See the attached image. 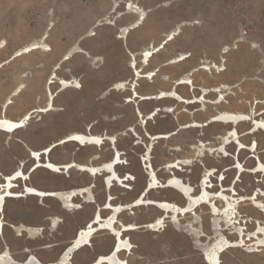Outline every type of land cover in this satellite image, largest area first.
I'll return each instance as SVG.
<instances>
[{
  "label": "rangeland",
  "instance_id": "374dc122",
  "mask_svg": "<svg viewBox=\"0 0 264 264\" xmlns=\"http://www.w3.org/2000/svg\"><path fill=\"white\" fill-rule=\"evenodd\" d=\"M146 51L153 52L147 61ZM137 70L140 77H136ZM53 75L57 79L50 86ZM183 78L192 84H178ZM61 79L77 81L79 87L60 91ZM120 83H127L126 91L115 89ZM175 85L178 96L197 102L138 99L139 95L169 93ZM132 90L138 96L133 97ZM51 96L53 110L35 113L29 126L14 135L0 132L1 174L13 173L22 161L28 162L24 166L28 172L34 164L28 149L49 146H55L50 156L54 164L75 161L97 166L109 162L114 148L109 142L102 147L58 145L72 133L91 132L115 140L125 162L116 168L117 173L134 178L130 190L112 188L114 205L130 204L145 188L150 177L143 159L151 148L149 163L162 184L176 176L198 194L200 179L208 170H215L210 192L221 191L223 186L232 192L235 189V198L258 193L264 207V174L251 171L259 162L264 165V0H0V113L4 104L12 102L7 117L17 120L31 110L46 108ZM157 109V115L147 120ZM222 114L249 120L238 126L209 123ZM195 123L200 127L185 128ZM180 126L184 128L177 131ZM233 129L237 135L230 133L234 138L225 144L224 138ZM163 135L170 137L150 138ZM177 160L186 165L170 169L168 164ZM239 162L242 174L234 168ZM105 175L94 178L75 169L66 174L36 172L29 184L46 191L66 192L94 183L95 203L76 199L82 209L66 219L55 199L9 201L4 210L6 221L34 231L18 236L6 226L0 253L7 250L20 264L30 254L43 263L57 262L70 244L62 242L64 238L96 205H103ZM217 176L225 178L222 184ZM147 199L177 205L175 200H184L171 188L151 190ZM218 205L223 207L221 202ZM238 209L244 220L264 225V212L251 202L240 203ZM109 212L102 210V216ZM162 215L156 207L144 206L125 212L120 219L124 224L145 226ZM198 215V225L191 216L182 220V226L168 218L160 233L145 227L128 232L135 249L133 255L127 257L123 252L120 257L129 264H206L203 255L215 234L202 227L210 222L209 210L201 208ZM53 218L59 226L50 231ZM60 218L62 222H58ZM193 224L205 231L201 246L188 227ZM248 227L252 232L254 224ZM93 240L91 248L73 259L75 264L107 256L115 243L106 231ZM54 244L57 247L51 248ZM246 249L226 252L224 264H264V248L256 254H247Z\"/></svg>",
  "mask_w": 264,
  "mask_h": 264
},
{
  "label": "bare ground",
  "instance_id": "6f19581e",
  "mask_svg": "<svg viewBox=\"0 0 264 264\" xmlns=\"http://www.w3.org/2000/svg\"><path fill=\"white\" fill-rule=\"evenodd\" d=\"M142 17L139 19V22L142 21ZM126 33V31H125ZM28 48H26L27 50ZM151 51H146L144 57L146 58V61L152 56ZM70 54L67 58H69ZM180 60V59H179ZM134 67V65H133ZM136 77H140L139 71H136ZM57 79V76L53 75L50 80V86L51 84L55 83L54 80ZM60 86L62 87L60 91H63L65 89L69 88H77L79 87V84L77 81L74 80H60L59 81ZM178 84L180 85H191V80L187 78L180 79L178 81ZM127 83H120L119 86L117 85L115 89L119 91H126L127 89ZM18 92V91H17ZM136 93V92H135ZM138 96L137 94L135 97ZM147 98V99H144ZM173 99L177 100L180 103H186V104H194L197 102V100H186L178 96V94L174 91H171L169 93H162L159 96H148L143 97V100H161V99ZM52 102L44 109H34L29 112H27L24 116H22L20 119L12 120L7 117V111L9 106L12 104V102H7L4 104L1 108L0 113V132L8 135H14L20 130L26 129L31 120L34 117L35 113L43 114L47 113L54 109L53 105V96H51ZM158 110V109H157ZM157 113L154 115L156 116ZM140 117H142V114L140 112ZM153 115L149 116L147 119H152L154 117ZM144 121V119L142 118ZM248 118H244L243 116L233 115V114H222L219 115L209 121L210 122H217L223 125L228 126H238L241 123H245L248 121ZM200 127L198 124H189L188 126H185V128H195ZM184 128V127H183ZM232 131H229V134L224 138V143L228 144L230 143V138H234L233 135H230ZM175 135V133H174ZM150 137V136H149ZM170 135H163V136H152L150 137L152 140H157L160 138H169ZM106 142L111 143L114 148H112L113 156L111 160L107 163H103L101 165H91V164H80L75 161L69 162V163H61V164H54L50 160V156L52 152L55 150V146H49V148H45L43 150L39 151H33L31 149H28L30 159L34 161V164L29 169L28 172H24V166L27 161H22L21 164H19V167L11 174H1L0 173V214H4V210L6 205L11 200H17V199H29V198H42V199H55L59 201L60 203L64 204L66 208H69L70 211L80 210L82 209V205H78L75 201L76 198H88V200H85L87 202H94V194L92 192L91 187H82L73 189L70 191H46L38 189L37 187L29 184V182L32 181L33 175L38 172L39 170H47L51 173L55 174H66L71 172L72 170H77L81 173L87 174L91 177L97 178L98 176L102 177V174H106L105 177L108 180V190L111 191L113 187L119 186L124 189L130 190L131 186L129 185L132 181H134V178L130 174H125L124 176H120L117 173L116 168L125 165V162L123 161L122 153L115 147V140L110 138L108 135H94L91 132H75L67 137H65L58 145H66V144H77L81 147H102L106 144ZM235 144H237L240 149L243 148L242 144L239 141H236ZM151 148H148V154L150 153ZM212 150V149H211ZM215 149H213L214 151ZM220 151V150H219ZM251 152H254V148L250 149ZM145 155L143 159L144 163V169L148 172L149 180L147 184L149 183V191L147 194L154 189L158 188H173L174 190H179V192H183L188 196V198L191 199L190 205L187 208H182L177 205H175L173 202L169 201H145L146 195L143 197L142 200L137 202L134 206L130 207L129 204H116L114 205L112 202L114 201V197L110 194V203L105 208L101 209L103 211H110L108 216L111 215V213H115L117 216H110L108 219L106 217H103L102 215L97 218V221L92 222L90 226L80 229L79 237L75 238V240L67 247L59 256V260L54 264H75L73 262V259L75 255L87 247H92L93 239L95 236L100 232H108L111 236L115 238V243L118 242V250L116 253L111 255L109 253L107 256H100L97 259H99L98 263H95V261L91 264H129L128 260L122 259L120 255L124 252L127 254V257L133 255L135 245L132 243V241L127 237L126 234L128 232H134L140 229V227H145L151 232H158L160 233L165 228L166 218H170L173 223L176 224V226H182V220H185L186 218L190 217L195 218V224L198 225L201 221L198 215V211L201 208H207L209 210L210 216L214 219L212 222L210 221L207 223V225H203L202 227L209 228L213 234H215L214 242L213 244L209 245L205 249V256L204 260L206 264H223L222 262V256L230 251V250H245L247 254H256L261 252V249L264 248V225L261 223L254 221L252 219L250 220H244V217L239 211V204L242 202L249 201L251 202V205L253 208L259 210L260 212H264V207L259 204V196L261 194L253 193L249 197H240L235 198V196L238 194L236 190L232 192L231 188H225L222 186L221 191L217 192H210L212 183V178H215V170H208L203 177L200 179L201 181V187H199L200 191L198 194L195 193L194 188L191 186V184H187L184 181H182L180 178L173 176L169 178L168 180L171 181L170 184H168L166 187L164 184H162L159 179L155 175V171L149 164V157ZM28 163V162H27ZM238 163V162H237ZM260 166L258 164L253 168L252 174H264V165H262L261 162ZM185 166L186 163L182 160L174 161L173 163L168 164V167L170 169H176L180 170V166ZM176 166V167H175ZM150 167V169H149ZM237 169L238 174H242L244 172V169H242L241 164H237V166L234 167ZM103 172V173H102ZM113 176L111 177V175ZM105 177H103V183L105 185ZM218 177V176H217ZM3 179V181H2ZM221 184L225 180V178L218 177L217 178ZM199 181V182H200ZM6 183V184H5ZM21 183V186H20ZM5 184V185H4ZM146 184V186H147ZM234 186V185H233ZM23 187V191L16 192L17 189H20ZM107 190V187H105ZM201 188L202 191H201ZM202 192V195H201ZM225 192H229L230 194L226 195ZM258 192V191H257ZM195 194V195H194ZM82 196V197H81ZM138 199V198H137ZM215 200V201H214ZM214 201V202H213ZM163 204H158V203ZM223 203V207H219L218 203ZM144 206H154L159 211L163 212V214H168L169 216L162 219V216L157 218L154 222L138 226L136 224H124L122 223L121 219L120 222L122 223V226L119 225V216L124 214L125 212H132L134 208L137 207H144ZM253 221V222H252ZM58 222H62V220L59 219ZM248 224H254V229H252V232L250 231ZM7 226L6 220L0 218V233L3 234L5 227ZM119 226V227H117ZM191 226V230L193 231L194 235L196 236L197 243L199 246L202 245L203 238L205 237V231L201 230V228H195L194 224L189 225ZM123 228V230H121ZM27 232H31V229H26ZM250 234H246V233ZM119 236V240H116V237ZM182 240L183 239H177ZM114 243V245H115ZM113 245V246H114ZM113 248V247H112ZM7 258L8 261L12 260V258L9 256V254L6 252L5 255L0 254V261H4V259ZM26 264H43L40 262L37 258H34V256H31Z\"/></svg>",
  "mask_w": 264,
  "mask_h": 264
},
{
  "label": "water",
  "instance_id": "95a60500",
  "mask_svg": "<svg viewBox=\"0 0 264 264\" xmlns=\"http://www.w3.org/2000/svg\"><path fill=\"white\" fill-rule=\"evenodd\" d=\"M138 80H137V78H135V82H137ZM176 87H177V85H175L174 86V88H173V91H174V93L176 92ZM134 89V88H133ZM133 91V97H135V95H136V93H135V91L134 90H132ZM143 97H146V96H138V99L140 100V101H146V100H143ZM144 99H147V98H144ZM160 111V109H158V110H154L152 113H151V115H155L156 113H158ZM136 112H137V114L138 115H140V111H139V108L137 107V109H136ZM151 115H149V116H151ZM147 119V118H146ZM148 120V119H147ZM182 127L183 126H180L178 129H177V131L178 130H180V129H182ZM232 132L233 133H235V135H237V133H236V130L235 129H233L232 130ZM173 133H176V131L175 132H173ZM223 147H221V149H222ZM259 162V161H258ZM144 165V164H143ZM150 166H151V164H149ZM258 166H260V163H259V165ZM176 167V166H175ZM181 167V166H180ZM149 169H150V167H149ZM147 172V171H146ZM103 173V172H102ZM147 174H148V172H147ZM103 175V174H102ZM113 176V174L111 175V177ZM105 187H107V190H106V192H107V194H106V199H105V201H104V203H103V205L102 206H100V205H96V210H95V213H94V215H93V218H92V221H90V223H88L87 225H86V227H88V226H90V224L92 223V222H95V221H97V218H99V216L100 215H102V213H101V209L102 208H105L106 206H108L109 205V203H110V191L108 190V180L106 179V177H105ZM171 183V181L170 180H168L167 179V181H165V183H164V186L166 187L168 184H170ZM6 184V183H5ZM4 184V185H5ZM91 186H93V187H95V184L94 183H91L89 186H87L88 188L89 187H91ZM199 186L201 187V181L199 182ZM222 188V187H221ZM106 189V188H105ZM163 189H169V188H163ZM171 189H173V188H171ZM202 189L203 188H201V191H202ZM149 191V183L147 184V186H145V188L143 189V191L141 192V194L139 195V197H138V199H135L133 202H131L130 204H129V206L130 207H132V206H134L137 202H139L140 200H142L143 199V197L146 195V200L145 201H153V200H149V199H147L148 198V194H147V192ZM177 192H179V190H177ZM182 196H183V201H182V205H177V204H175V205H177V206H179V207H182V208H187L189 205H190V201H191V199L190 198H188V196H186V194H184L183 192H179ZM201 195H202V192H201ZM82 197V196H81ZM215 201V200H214ZM213 201V202H214ZM95 203V202H94ZM158 204H163V203H158ZM114 216L115 215V213L113 212V213H111V215L110 216ZM110 216H108L107 217V219L110 217ZM115 216H117V215H115ZM169 215L168 214H163L162 215V219L163 218H166V217H168ZM119 219V225H121L122 226V223L120 222V216L118 217ZM167 219V218H166ZM117 227H119V226H117ZM121 230H123V228L121 229ZM79 234H80V231L77 233V238L79 237ZM116 240L118 241L119 240V236L118 237H116ZM118 250V242H116L115 243V245L113 246V248L111 249V251L109 252V253H111V255H113L114 253H116V251ZM32 256H34V255H32ZM96 260V261H95ZM94 261H95V263H98L99 262V259H95Z\"/></svg>",
  "mask_w": 264,
  "mask_h": 264
},
{
  "label": "crops",
  "instance_id": "0c3cea01",
  "mask_svg": "<svg viewBox=\"0 0 264 264\" xmlns=\"http://www.w3.org/2000/svg\"><path fill=\"white\" fill-rule=\"evenodd\" d=\"M95 197V196H94ZM76 199H79L80 201H82V203H85V199L86 198H76ZM75 199V200H76ZM83 200H84V202H83ZM87 202V201H86ZM94 202H95V198H94ZM93 202V203H94ZM89 203H91V202H89ZM61 210H62V212H63V214H64V217L66 218V219H71L72 217H74V215H77V211L78 210H75V211H70V209L69 208H66L65 207V205L64 204H62L61 203ZM96 210V209H95ZM94 213H95V211L91 214V215H87L86 217H85V219L81 222V223H79L75 228H74V230H77V232L75 233V235H74V230H73V232H71L70 234H69V236L68 237H66V238H64V240L62 241V242H69L70 244L69 245H71V243L75 240V238H76V235H77V233L79 232V230L80 229H82V228H85V226L88 224V223H90V221H92V218H93V215H94ZM108 216V215H107ZM56 218H59V217H56ZM56 218H53L52 220H50L51 222H49V224H48V228H49V230L50 231H55V229L56 228H58V226L59 225H57V223L54 221ZM61 219V218H60ZM62 220V219H61ZM9 224H11L12 226L10 227V226H8V227H10L11 229H13V230H15V233H17V235L18 236H23V234L24 233H26V234H32L33 233V231L34 230H32L31 228V232H26V230H25V228H29V227H27V226H24V225H21V226H16V225H14V224H12V223H9ZM84 225V227H82L81 228V226H83ZM77 228H79V229H77ZM5 230H6V228H5ZM5 230H4V233L3 234H1L0 233V237H3L4 236V234H5ZM74 236V237H73ZM94 241V240H93ZM69 245L68 246H66L65 248H64V250L67 248V247H69ZM57 247V245H53V246H51V248H56ZM91 248V247H90ZM86 249L87 248H85V249H83V250H81L80 252H78L77 254H80L81 252H84V251H86ZM63 250V251H64ZM62 251V252H63ZM8 253L9 254V256L12 258V260L13 261H11V260H9L8 261V259L7 258H5L4 259V261H0V264H20L19 262H17L13 257H12V255L7 251V250H5L4 252H2V253H0L1 255H5V253ZM62 252H61V254H62ZM61 254H60V256H61ZM77 254L75 255V257L77 256ZM109 254V253H108ZM108 254H106V255H108ZM30 255H33V254H30ZM30 255H28L27 256V258H26V260H25V262L23 263V264H26L27 263V260L29 259V257H30ZM100 256H104V255H98L97 256V258L98 257H100ZM75 257H74V260H75ZM34 258H37L35 255H34ZM60 258V257H59ZM96 258V259H97ZM38 259V258H37ZM39 260V259H38ZM59 260V259H58ZM57 260V261H58ZM74 260H73V262H74ZM40 261V260H39ZM41 262V261H40ZM94 262V261H93ZM93 262H91V263H93ZM43 263V262H42ZM56 263V262H55ZM75 263V262H74ZM91 263H88V264H91ZM43 264H54V263H43ZM85 264V263H84Z\"/></svg>",
  "mask_w": 264,
  "mask_h": 264
},
{
  "label": "flooded vegetation",
  "instance_id": "af4514ba",
  "mask_svg": "<svg viewBox=\"0 0 264 264\" xmlns=\"http://www.w3.org/2000/svg\"><path fill=\"white\" fill-rule=\"evenodd\" d=\"M2 181H3V179H2ZM90 184H91V183H90ZM90 184H89V185H90ZM89 185H87V186H89ZM20 186H21V183H20ZM87 186H86V187H87ZM93 188H94V187H93ZM91 190H92V189H91ZM22 191H23V187H21L20 189H17V190H16V192H20V193H21ZM85 203H89V202H86V201H85ZM5 212H6V210H5ZM5 212H4V214H1V215H0V218H1V219H4V221L6 220ZM209 220L212 222L214 219L210 216V219H209ZM6 224H7V227H8V226H10V227L12 226V225L9 224L7 221H6ZM203 261H204V258H203ZM222 261H223V259H222ZM204 262H205V261H204ZM223 264H224V261H223Z\"/></svg>",
  "mask_w": 264,
  "mask_h": 264
},
{
  "label": "trees",
  "instance_id": "16d2710c",
  "mask_svg": "<svg viewBox=\"0 0 264 264\" xmlns=\"http://www.w3.org/2000/svg\"><path fill=\"white\" fill-rule=\"evenodd\" d=\"M175 202L178 203V205H182V201L179 202V201L175 200Z\"/></svg>",
  "mask_w": 264,
  "mask_h": 264
}]
</instances>
